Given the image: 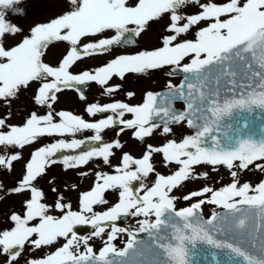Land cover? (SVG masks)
I'll return each instance as SVG.
<instances>
[{
  "label": "snow or ice",
  "instance_id": "1",
  "mask_svg": "<svg viewBox=\"0 0 264 264\" xmlns=\"http://www.w3.org/2000/svg\"><path fill=\"white\" fill-rule=\"evenodd\" d=\"M21 4L0 0V103L11 108L35 84L34 104L47 111L40 115L33 110L19 125L7 123L11 112L0 118V169L12 172L22 159L13 150L43 137L90 130L99 144L105 129L120 124L143 144L157 130L163 137L175 136V126L192 131L159 146L146 144L139 158L123 153L114 174L97 173L90 190L79 193L77 210L63 195L49 205L38 178L57 163L65 170L93 159L110 164L113 149L123 145L105 143L62 160L54 159L57 153L80 149L85 142L59 139L38 147L15 186L6 188L0 181V201L26 195L20 211L10 209L11 227L0 229V264H20L29 250L40 255L25 264H194L192 249L198 244L225 253L221 258L210 254L216 264H264V180L253 185L241 183L239 176L248 170L264 172V0H64L60 14L27 33L7 18L23 15ZM165 21L167 34L158 35L159 46L117 55L91 71H72L87 57L137 44L155 23ZM55 43L66 45V53L53 66L45 56ZM165 68L169 77L182 75L179 84L169 81L163 93L148 91L137 105L89 104V116L111 113L95 122L54 109L58 94L66 90L79 91L78 86L94 82L111 95L119 89L109 85L114 77L124 80L129 73L147 75ZM79 99H86L83 92ZM176 102L184 104L183 110ZM155 154L165 168L173 166L170 174L157 171ZM198 165H211L214 171L225 166L232 180L219 189L191 191L182 198L194 202L177 209L173 191L186 181L208 178L206 172L196 174ZM150 175L155 179L149 186L144 181ZM134 182L139 184L134 187ZM110 190L118 193V202L97 211L96 206L109 203L105 193ZM205 204L224 211L204 219ZM130 216L143 217L137 232L117 226ZM106 225L111 230L104 246L94 250L89 240L102 238ZM79 226H90L91 236H78ZM122 233L128 239L117 248L114 241ZM138 233H147L150 242L138 240Z\"/></svg>",
  "mask_w": 264,
  "mask_h": 264
},
{
  "label": "rangeland",
  "instance_id": "2",
  "mask_svg": "<svg viewBox=\"0 0 264 264\" xmlns=\"http://www.w3.org/2000/svg\"><path fill=\"white\" fill-rule=\"evenodd\" d=\"M23 8L24 14L23 15H9L7 18L11 19L14 23L22 26L25 30V33L34 25L39 24V23H46L50 21L52 18L56 17L58 14L62 12V10L65 7L64 0H22V4L19 6ZM155 44L152 46H158L159 45V39H156ZM58 45H55L54 47L52 45L49 46L46 52L45 56V61L47 63H50L51 65L55 66L59 62L57 60V56L55 55V47ZM66 49V46H65ZM64 48L62 49L61 53H65L66 51ZM53 54V55H52ZM161 74L159 75H154L151 78L162 80L161 79ZM153 79V80H154ZM152 80V79H150ZM147 82V81H145ZM164 82V81H162ZM176 80L174 81L175 84ZM156 86L161 87L162 85L159 83H155L151 85V89H155ZM35 88L36 85L33 84L29 89L24 90L20 95L19 98L14 100L11 104V108L8 106L4 105L3 103H0V118H3L6 116L9 112H11V118L8 119L7 123L10 124H22L26 117L29 115V113L33 110L37 111L38 114L42 115V108L34 104L33 101V96L35 93ZM146 86L142 89L144 90ZM92 91V89H90ZM74 92V91H72ZM76 93V91L74 92ZM91 99L93 100L95 97L93 94L90 92ZM98 97V95H96ZM65 98L70 99V104L72 100V94L70 92L62 94L59 99H61V104L59 107L63 108H70L67 101H65ZM99 101H103V99H99ZM91 102V101H90ZM55 108V106H54ZM175 136H170V137H163L160 135V132H156L154 134V137L147 138L146 141L142 144L139 141H135L133 136H132V131H128L122 136L125 137V142L123 141L122 145L123 147L120 149H113V156L110 157L113 163H117L118 159L122 156L123 153L127 152L131 154L132 156L139 158L142 156L143 152L145 151V145L146 144H153L154 146H159L163 142L166 141V139L169 138H175L179 139L181 135H187L191 134L189 129L186 127H176L174 128ZM77 140H83L84 142L86 141V137H79L75 138ZM72 139H68L67 142H70ZM117 140H118V135H117ZM112 142L114 141L113 139L111 140ZM85 142L84 144H86ZM42 146V138L33 145L26 146L24 149H14L13 151L19 152L22 156V159L18 162L14 163V168L12 172H5L4 170L0 169V181L3 182V184L6 186V188L13 187L17 184V182L21 179L22 173H23V166L25 162L30 158V153L35 151L38 147ZM96 146V145H95ZM128 147V148H127ZM92 148L83 146L80 149L76 150H69L71 152L77 151L76 154H70V156H75L81 154L83 151L86 150H91ZM153 161L156 165V169L158 172L161 174H170L172 171V167L170 166L169 168H165L161 162V156L159 154H155L153 157ZM116 166L112 167L115 168ZM236 170V169H234ZM195 172L197 175H200L202 173H207L208 178L207 179H193L186 181L180 188L175 189L172 193V195L178 197L176 201V207L177 209L187 207L190 205V203L194 201H184L183 196L190 193L191 191H197L200 190L201 188L208 186L212 187L213 189H219L223 186H226L229 184L232 180L229 170L225 166H216V170H213V166L211 165H198L196 166ZM241 183L243 182H249L255 185L256 183L260 182L261 180H264V172H259L255 170H248V171H242L239 173ZM74 179V178H72ZM71 179V180H72ZM83 182L75 179L71 183V188L70 189H76V192L73 193L70 196H75L76 193L78 192V189L85 188L86 186L90 185V182L92 179L89 181H85V178H83ZM155 177L154 175H150L148 180L144 181V183L149 184L152 180H154ZM86 184L85 186H82L83 184ZM139 182H134V187L138 185ZM37 185L41 188L42 190V177L38 178ZM58 186L61 187V190H64L65 187L62 185L61 182H58ZM75 186V187H74ZM142 194V193H141ZM112 198L109 201L108 204L106 205H99L96 206V208H99L100 210H106L108 207H111L113 204L118 202V193L116 191L111 192ZM26 198V195H12L6 197L4 200L0 201V229L8 228L11 227V224L9 223L7 217L10 214V209L20 211L22 209V203L24 199ZM66 203H71L73 205L72 199L66 200ZM52 204L53 201H51ZM216 208L215 205H208L205 204L203 205V211L202 213L206 217H210L211 213L213 210ZM143 219V217H137L135 220V224H133L131 227L133 228L134 225H137V221ZM119 241L125 240L127 241V236L124 235L123 233L119 236L118 238ZM104 246V245H103ZM40 255L39 252H32L31 250L27 251L24 254L23 259H21L20 264H25V261L31 258H38Z\"/></svg>",
  "mask_w": 264,
  "mask_h": 264
},
{
  "label": "flooded vegetation",
  "instance_id": "3",
  "mask_svg": "<svg viewBox=\"0 0 264 264\" xmlns=\"http://www.w3.org/2000/svg\"><path fill=\"white\" fill-rule=\"evenodd\" d=\"M187 12H191L194 11V9H187ZM165 22H158L155 23L154 26L149 29L145 34L142 35V37H140L139 39L142 41L143 46L142 48L135 50V51H130L129 53L131 54H135L138 51H142V50H146V49H151L152 47H156L155 45L152 46L153 44H155V40L158 39V35L162 36L165 35L167 33H165ZM159 46V45H158ZM127 51L122 50L118 47H115L114 50L110 53H106L104 55L101 56H95V57H87L82 61H79L78 63L82 62L84 64L83 70H93L96 67H100L103 66V64H105L108 60L114 58L117 55H126ZM77 63V64H78ZM77 66V65H76ZM76 66H74L73 68H76ZM169 71V69L165 68V69H160V70H153L151 71L149 74L144 75V74H135V73H129L126 74L125 79L124 80H120L119 78L114 77L110 82L109 85L110 86H115V85H119V89L117 92L114 93V95L116 97H120L121 98V102L125 103V101L127 100V97L129 96V94H134L131 95L132 97L135 96L136 99L138 100H143L145 93L148 91H158L161 89L166 88V84L169 81H173V76L169 77L168 75H166V73ZM161 74V79L162 80H158L151 78L154 75H159ZM152 79V80H150ZM154 79V80H153ZM147 81V82H145ZM164 81V82H162ZM155 83H159L162 86L158 87L156 86L155 89H151V85L155 84ZM146 86V88L144 90H142L144 87ZM96 91V92H94ZM104 91V89L98 85V88H96L95 90L92 89V91L89 90V95H88V99L86 100V104L89 103L91 95L90 92L94 95H96L95 93H97L98 96H102L103 98H106V94H102V92ZM81 100H77L76 103V107L78 108L77 111L82 114L83 116H89L86 112V108L85 105L86 104H82L80 102ZM81 103V104H80ZM92 104V103H91ZM81 108V109H79ZM116 127H119V125H116ZM93 163L89 164L88 167L86 168H75V169H67L64 170L65 168L58 164L55 167H53L52 169L60 172V173H53L50 169H49V175L46 173L45 176L42 177V181L45 182L47 179H53V177H55L56 179H59L61 181L62 184H64L63 186H65V188H68V191H62L59 187L57 188V191H62L63 193H65V196L69 197V195L73 194L76 192V189H70L71 188V183L72 181H74L75 179L77 180V182L81 181L83 182V178L85 177L86 180H90L91 178H87L86 176L89 174L86 171H89L90 169H93ZM98 166H102V163H97ZM64 170V171H63ZM63 171V172H62ZM81 173H87V175H81ZM74 178V179H72ZM95 178V177H94ZM72 179V180H71ZM64 180L69 181V184L66 185L64 183ZM54 186H49L47 188H54ZM46 188V190H47ZM46 190H44V192H46ZM107 227V226H105ZM90 228V226H84V229L82 231L77 230V235H86L88 229ZM102 243V244H101ZM103 240H94V241H89L90 246H92L94 249L96 248H101L103 247ZM49 251V249H44V252L47 253Z\"/></svg>",
  "mask_w": 264,
  "mask_h": 264
},
{
  "label": "water",
  "instance_id": "4",
  "mask_svg": "<svg viewBox=\"0 0 264 264\" xmlns=\"http://www.w3.org/2000/svg\"><path fill=\"white\" fill-rule=\"evenodd\" d=\"M257 123H259V120H257ZM219 212H223V211H219ZM136 238L138 240L150 242L147 233H138ZM211 253H216L218 258L225 256V253H222L219 250L211 249L207 245L198 244L196 246V249H192V255L194 256V264H216V261L210 259Z\"/></svg>",
  "mask_w": 264,
  "mask_h": 264
},
{
  "label": "bare ground",
  "instance_id": "5",
  "mask_svg": "<svg viewBox=\"0 0 264 264\" xmlns=\"http://www.w3.org/2000/svg\"><path fill=\"white\" fill-rule=\"evenodd\" d=\"M55 49H57V47H55Z\"/></svg>",
  "mask_w": 264,
  "mask_h": 264
}]
</instances>
